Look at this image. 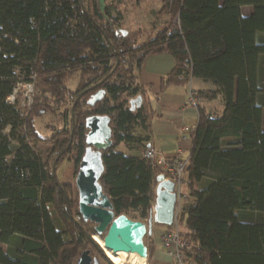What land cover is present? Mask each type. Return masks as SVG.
<instances>
[{"label": "trees", "instance_id": "obj_1", "mask_svg": "<svg viewBox=\"0 0 264 264\" xmlns=\"http://www.w3.org/2000/svg\"><path fill=\"white\" fill-rule=\"evenodd\" d=\"M82 4L84 9L79 0H0V243L5 245L0 264H76L82 251L96 254L87 237L94 229L78 212L76 185L51 173L57 156L55 175L63 160L71 161L76 173L90 115L110 118L112 145L101 152L99 183L114 215L148 218L153 179L161 168L114 147L120 142L146 147L147 136L135 129H148L152 111L134 71L158 53L174 59L161 89L199 78L214 88L197 90L198 96L219 94L223 104L219 113L197 106L183 171L193 202L176 217L187 242L183 260L264 264V0H160L157 15L168 18L138 43L116 28L117 2L102 10L97 0ZM245 5L252 8L249 14L242 13ZM110 44L119 58L116 67ZM20 78L34 90L29 106L16 97L7 101ZM98 89L104 96L88 104ZM137 95L141 104L130 110ZM46 113L59 114L62 125L42 136L35 120ZM12 142L29 149V156L11 159ZM38 143L50 145L46 160L31 149ZM43 203L53 205L67 240L44 239L53 225L42 213ZM252 214L255 220L244 218Z\"/></svg>", "mask_w": 264, "mask_h": 264}, {"label": "water", "instance_id": "obj_2", "mask_svg": "<svg viewBox=\"0 0 264 264\" xmlns=\"http://www.w3.org/2000/svg\"><path fill=\"white\" fill-rule=\"evenodd\" d=\"M83 7L82 0H79ZM102 10L105 6V0H97ZM123 35L127 34L126 30L121 29ZM110 43V42H108ZM111 45V44H110ZM113 53L116 57V67L118 65V56L115 49L111 45ZM104 89H98L93 93L87 103L93 105L96 101L104 96ZM79 97V96H78ZM78 97L71 106V135L74 128L73 108ZM142 98L137 95L130 99V110H134L141 104ZM110 118L107 115H90L85 118V127L87 132L85 135V149L80 159L78 170L75 176V185L78 192V212L85 222L94 224V231L103 236V247L98 245L92 235L87 234L94 243L95 248L105 258L107 264H113L106 255L105 248L110 250H124L147 258V246L144 243V236L152 233V225L161 223L172 225L174 221V212L177 202V193L174 190V183L166 179L162 173L155 175L156 186L154 188V204L147 221L134 220L125 214L114 215L112 204L106 194L102 192L99 183V176L103 171V162L101 152L112 145L111 128L109 125ZM58 156L54 159L51 173L55 176V164ZM66 199V196H65ZM69 212L68 204H66ZM72 216V215H70ZM76 264H100L96 257L89 254V250L81 252L77 258Z\"/></svg>", "mask_w": 264, "mask_h": 264}, {"label": "crops", "instance_id": "obj_3", "mask_svg": "<svg viewBox=\"0 0 264 264\" xmlns=\"http://www.w3.org/2000/svg\"><path fill=\"white\" fill-rule=\"evenodd\" d=\"M173 65L174 59L171 54L158 53L146 56L142 60L139 68L135 69L134 73L137 81L145 89V97L143 99H147L152 111L149 116L148 129L144 131L140 128H136L135 132L147 136V141L144 144L145 146H151L159 153L168 157H172L176 155V153H179L182 159L187 160L193 143L192 133L197 125V106L200 104L206 110H212L209 106L211 100L203 97L201 98L200 96L196 106L188 104V91L190 88L196 92L200 89L212 88H207L208 82L205 80L191 78L187 84L169 85L165 87V89H161L162 80L164 76L171 71ZM194 80H196L194 83L195 86L192 85ZM222 108L223 104H221V110ZM185 129L187 130L185 131ZM191 129L192 132L190 131ZM183 134L186 136L184 140L181 139ZM114 149L127 155L142 156L143 146L140 149H131L124 142H120ZM159 167L161 168L160 165ZM183 175L184 187H181L183 194L177 197L176 208H178V211L176 216L182 208L193 202V197L188 193L186 187L188 178L186 174L183 173ZM155 186L156 182L154 177L152 185L153 191ZM176 225L180 230L178 223ZM172 228L173 226H171V229ZM164 230L166 229L158 226L157 223L152 225V233L147 235L149 238L147 252L150 247L151 250L148 255L150 259L156 261L158 264H171L172 262L174 263L175 260L165 252L160 242V235Z\"/></svg>", "mask_w": 264, "mask_h": 264}, {"label": "rangeland", "instance_id": "obj_4", "mask_svg": "<svg viewBox=\"0 0 264 264\" xmlns=\"http://www.w3.org/2000/svg\"><path fill=\"white\" fill-rule=\"evenodd\" d=\"M106 3H113L117 2L118 9L121 11V15L119 17V21L116 25V28L118 30H126L129 40H135L137 43L140 41H143L147 37L153 35L157 29L161 26V23L166 20L168 17L164 16L159 18L157 15V11L160 8V0H105ZM222 2V0H220ZM251 6H244L242 7V13L246 14L247 12L251 11ZM158 17V18H157ZM196 80L192 83V85L195 86ZM207 88H214L213 84L209 81ZM69 85L71 87L75 86L74 81H70ZM12 95V94H10ZM31 97V103L34 99V90L30 83L22 81L20 78V82H18L16 88H15V94L14 96L19 99L22 106H29L27 103V96ZM211 100L209 102L210 109L216 110V112H220L221 110V96L218 94L215 98L209 99ZM7 101L11 102V96L7 97ZM12 103V102H11ZM36 128L41 133L42 136H48L55 128H60L62 125L61 118L58 115L46 113L44 115H41L36 118L35 120ZM262 126L264 127V113L262 117ZM10 132V126H6L4 128V133L6 135H9ZM49 144H42L38 143L34 146H31L32 151L39 155L43 160H46L49 155ZM12 150L13 153L11 155V159L15 157H28L29 156V149H27L24 146H21L20 144H17L15 142H12ZM78 170V169H77ZM77 172V171H76ZM57 179L60 182L68 181L72 185L75 184V167L71 161L63 160L61 164L58 165L56 170ZM184 177V175H182ZM182 187H184V184H182ZM42 213L45 215L51 222L53 227L50 230H46L44 232V239L46 241L50 242H56L60 243L65 240H67L69 237L65 232L64 226L62 222L60 221L54 207L52 204L43 203L41 205ZM257 214H252V216L245 217L244 218H250L252 220H255ZM142 220L144 222L147 221L146 219H137ZM93 225H88L90 228H93ZM158 226L163 227L165 229H169V226L172 225H165L161 223H157ZM95 233L93 231L91 233L92 237ZM105 232L102 234H97L101 239L103 238ZM147 234L144 236V243L148 247L149 240H148ZM103 240V239H102ZM96 242V240L94 239ZM97 243V242H96ZM98 244V243H97ZM99 245V244H98ZM0 247L5 248V245L0 243ZM150 247L148 249V253H150ZM128 258V257H126ZM110 260V259H109ZM149 264H158L156 261H153L152 259L147 257V260ZM104 264H107L104 260H102ZM113 263V262H112ZM145 263V262H144ZM114 264V263H113ZM171 264H178L176 261Z\"/></svg>", "mask_w": 264, "mask_h": 264}, {"label": "built area", "instance_id": "obj_5", "mask_svg": "<svg viewBox=\"0 0 264 264\" xmlns=\"http://www.w3.org/2000/svg\"><path fill=\"white\" fill-rule=\"evenodd\" d=\"M14 94H15V90L12 93V95H10L11 102H13L15 99ZM26 100L29 105L31 103V97L27 96ZM198 101H199V96L197 92L190 88L188 91V98H187L188 104H192L196 106ZM186 130L187 129H185V131ZM190 131L192 132V129ZM181 139L182 140L186 139V136L183 134L181 136ZM142 156L150 160L152 163L161 166V170L158 171L156 174L162 173L166 179H169L174 183V190L177 193V197L178 195L183 194L181 190L182 184L184 183L182 175H183L184 167L186 165V160L182 159L179 153H176V155L172 157H168L159 153L153 147L146 146L145 148H143ZM177 211L178 208L175 207L174 221L172 223L173 228L169 230H164L161 233L160 242L165 252L170 257H172L178 264H189L183 260L181 254V248L187 246V242L185 239H183L180 236V230L177 228L176 225ZM146 260L147 258H144V262H145L144 264H149L148 261Z\"/></svg>", "mask_w": 264, "mask_h": 264}, {"label": "bare ground", "instance_id": "obj_6", "mask_svg": "<svg viewBox=\"0 0 264 264\" xmlns=\"http://www.w3.org/2000/svg\"><path fill=\"white\" fill-rule=\"evenodd\" d=\"M93 239H95L96 242L101 247H103L104 245L103 240L97 234L93 235ZM105 249H106L105 252L107 257L114 264H144V257H140L137 254L127 252L124 250H110L108 248Z\"/></svg>", "mask_w": 264, "mask_h": 264}, {"label": "flooded vegetation", "instance_id": "obj_7", "mask_svg": "<svg viewBox=\"0 0 264 264\" xmlns=\"http://www.w3.org/2000/svg\"><path fill=\"white\" fill-rule=\"evenodd\" d=\"M98 2V1H97ZM105 3H106V1H105ZM93 93H91V95H92ZM81 217V216H80ZM85 222V221H84ZM85 223H87L88 225L90 224V225H92L93 223H91V222H85ZM93 227H94V225H93ZM92 257H96L97 259H98V261H99V263L100 264H104L103 262H102V260H104L105 262H106V258L100 253V252H98V251H96V254H93V255H91ZM107 263V262H106Z\"/></svg>", "mask_w": 264, "mask_h": 264}]
</instances>
